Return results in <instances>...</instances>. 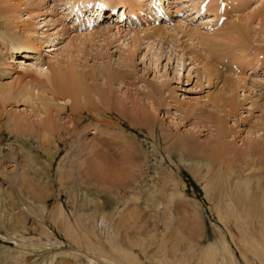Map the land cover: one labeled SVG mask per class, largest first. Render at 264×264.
Returning <instances> with one entry per match:
<instances>
[{
  "label": "rangeland",
  "instance_id": "obj_1",
  "mask_svg": "<svg viewBox=\"0 0 264 264\" xmlns=\"http://www.w3.org/2000/svg\"><path fill=\"white\" fill-rule=\"evenodd\" d=\"M29 1L34 14H42L31 23L44 33L43 52L30 58L29 48L17 47L26 41L19 33L7 40L0 10V57L13 71L0 75V85L31 92L53 108L48 119L20 97L5 104L0 95V264H264V157L253 146L264 144V0H218L208 8L204 0V12H197L200 0H163L169 21L159 25L168 39L146 37L143 25L69 19L73 4L107 0ZM233 22L248 29L242 41L227 31ZM119 26L124 36L116 33ZM134 26L141 35L128 37L124 30ZM56 42L59 50L50 53ZM125 59L130 76L124 82L135 86L96 77L118 70ZM57 61L95 75L109 104L119 102L121 116L111 109L101 115L99 102L89 105L91 118L72 133L70 108L59 112L62 103L43 84L46 67ZM206 62L220 78H205ZM18 73L37 82L21 81ZM149 89L166 104L148 99ZM210 93L221 104L237 99L236 113L224 119L232 131L223 140L226 159L215 162L207 157L217 144Z\"/></svg>",
  "mask_w": 264,
  "mask_h": 264
},
{
  "label": "bare ground",
  "instance_id": "obj_2",
  "mask_svg": "<svg viewBox=\"0 0 264 264\" xmlns=\"http://www.w3.org/2000/svg\"><path fill=\"white\" fill-rule=\"evenodd\" d=\"M138 1H140V0H138ZM164 1L163 0H153L152 1L153 3L152 2L150 3L149 0H148V4H149L148 7H149V9H145L144 6L147 5L146 4L147 2L145 1L146 2L145 3L144 0L142 2H140V3L136 2V1L134 2L132 0H123V1H119V0H107L106 1L107 3L106 2H103V3H106V4H103L102 3L104 6H102V8L97 11V13L93 14L94 21H95V23L99 24L101 19L103 21L105 19H108L109 20V18H110L111 22H113V21L116 22L117 21V23H119V25L122 26V27L123 26L126 27V25H128V24H130V26H132V25H143L142 26L143 27L142 28V32L144 33V35L146 37H148V38H150V37H159V38H162L163 37V39L164 38L168 39L170 36L168 35V31L166 32L164 30V27L165 26L163 25L164 26L163 27V26L159 25V24H166V23H168V22L161 23L163 20L166 21V18H169V15L166 14V12L164 10V7H163L164 6L163 5ZM203 1L204 0H200V2L198 3L199 4L198 5V8L200 6H202V2ZM211 1L212 0H209V3L208 4H213L214 3L213 5H215L217 3L216 1H218V0H215V2H214V0H213V2H211ZM98 3H95L94 5H92L93 6V9H96L97 7L100 8V3L99 4ZM115 3L124 4L126 6H130V9L127 11V9H124V8L121 9L122 7L117 8V5ZM87 5H90V4H87ZM95 5H96V8H94ZM206 7H207V5H206ZM208 7H210V6H208ZM213 7H211L210 9H212ZM115 9L116 10H119L118 11V14L120 15L119 17H116V19L113 17V14H111ZM132 9L133 10H137V13L134 12ZM203 9L201 7V8L198 9L199 11H197V12H200V11L201 12H204L205 10H203ZM210 9H208V10H210ZM0 10H1V12H3V17L5 18L4 20H6V22H4V23H6L5 25L7 26L6 27V30H5L7 40H9L11 36H14V35H16V34L19 33L22 38L23 37L26 38V41L25 42L20 41L18 43V45H17L18 48H20V47H27V48H29V51L31 52L30 54H34V57H32L33 55L32 56H29L32 59H36L35 55L42 54L43 47H41L42 44L39 45V43H41L40 41L42 40V38L44 36V33L41 32L42 35L37 34V31H35L32 28V25L33 24L31 23V21H33V23H34V20H37L38 18H40L42 14L41 15L34 14V11L35 10H34V4H33V2L32 1L30 2L29 0H0ZM23 11H24L25 14L23 13ZM107 11L108 12L111 11L110 14ZM158 11H161L162 14L161 15H158ZM211 11L213 12V10H211ZM228 12L229 11L227 10V12H226V16L227 17L226 16H223L226 19H228ZM71 13H72V10H70V13H68V15H71ZM215 14L213 13V14H210V15H215ZM4 15H7V17H5ZM149 15H151L150 17L153 20H149L148 19L149 18ZM216 15L218 16L219 14L217 13ZM78 16H77V18H78ZM106 16L108 18H106ZM229 17H230V15H229ZM262 17L263 18H261V19H264V15ZM21 19H22V21H21V23L19 25L17 21H19ZM218 19L220 20V17L219 16H218ZM40 20L36 24L41 23ZM142 20H143V22L145 21L144 24H143ZM212 20H214V19H212ZM119 21H123V22L120 24ZM157 21H158V24L156 26L155 24H156ZM211 22H209V23H211ZM217 22L215 21L216 24H217ZM139 23H141V24H139ZM151 24H153L154 26H151L150 28H145L144 29V25H146L147 27H149V25H151ZM1 25H3V24H1ZM120 26L117 27V32L116 33L118 34V36L121 34L120 30L122 29V27H120ZM43 27H45V25ZM135 28L136 27L134 26L132 29H128V30H124V31L125 32L127 31L128 37H129V35H132V34H135V33L141 35V32H139L138 29L136 30ZM39 29H40V27H39ZM227 31L230 33L231 38L233 40L236 41V40L239 39L240 41H242L246 37V33H247L246 31H248V29L247 28H244V27H241V26H238L236 22H233L232 23V27L229 28ZM227 31L225 33H227ZM96 33H98V32H95L92 35L97 36ZM34 34H36V36ZM1 35H0V38H1ZM122 35L124 36L123 33H122ZM122 35H120L119 37H121ZM127 35H125V37H127ZM145 36H144V38H146ZM135 37H133V38H135ZM136 38L138 39L139 37H136ZM173 38L174 37H172V39ZM13 39H16V41L17 40L19 41L20 40V37L12 38L11 40H13ZM11 40H10L9 43L12 42ZM138 40H137V42H138ZM133 42H135V41H133ZM9 43L7 45H9ZM58 43L56 42V44L53 45L52 49L49 50L50 53L52 51L56 52V51L59 50ZM201 44L204 45V42L201 43ZM11 46H8V47H11ZM124 46H127V45H124ZM208 48H210L211 50H214V48H212V47H209L208 46ZM234 48H235V46H234ZM127 51L130 52L131 51V48H129V50H127ZM214 51H215V53H218L216 50H214ZM237 51H239L237 54H239V53L241 54V52L243 50H242V48H240L238 46L237 49L235 48V53ZM22 55H23V58H26V57H28L29 52H24ZM255 56H257V55H255ZM218 58H225L226 59L225 55H219ZM255 60H256V58H255ZM233 63L234 62H232V64ZM55 64H56V66H54L53 64H51L50 66L48 65L46 67V68H48V69H46V70H48L46 72V73H48V75L46 76L47 79H46V81L43 82V84H45V88L46 89H49V91H51L52 100L54 102H61L62 103V104H60L61 106H58L59 107V112L60 111L61 112L67 111V109L70 108V111L72 113V116H73V119H74V122H75L74 126L71 129L72 133H75L77 131L79 132V130L81 128V125L84 123V121L86 120V118H91V111L94 110V109L89 108V105H92V104H95L96 105L99 102V103H101V107H96L95 109H97V110L98 109H102L101 111L99 110L100 113H101V115H104V113L107 112V110L109 111V109H111V110L116 111L117 114H120V116H121V112L119 110H117V109H120L119 108V102L118 101L117 102L114 101V104L112 103L113 105H110L109 104V101L106 100L107 98L104 95L102 96V94L104 92V89H102L99 86L95 85L96 84V79H94L95 75H93V74H91L89 72H86L83 69H80L78 67H77V69H73V67H72L73 64L72 65L67 64V66H63V67H62V65H63V62L62 61H57V62H55ZM250 64H252V63H250ZM4 65H6V68L3 67ZM42 65L43 64H41V66H40L41 69H44L45 70V68H42V67H44ZM234 65H235V63L233 64V66ZM11 66H12L11 64L6 63L0 57V75H2L3 73L10 75V73L13 72L11 70V68H10ZM252 66L253 65H251V67ZM118 67L120 69L118 68V70H113V71L110 70L108 72V75H106L104 72H101L96 77H98L99 79H102L106 83L107 82H110V83L119 82L120 84H123V85H126V86L133 85V84H130L129 82H127V81H126V83L124 82L125 79H127L130 76V72H129L130 70H128V68H130V64L128 63V60L125 59L122 62V64L119 65ZM254 67H256V66H254ZM121 68H126V69L125 70H121ZM236 68L238 69L237 66H236ZM258 68H259V66H258ZM203 72L205 73L204 76H205V78L208 81H211L212 78H220L221 75H222L221 72H220V70L218 68H216V65H214L213 63H209V62H206L205 69H204ZM36 74H38V73H36ZM42 74H45V73H42ZM45 75H42V76H45ZM17 76H19L20 79L21 78L23 79V77L24 78L25 77H30V79L31 80L33 79L34 81L37 79V78L35 79V76H33V74L32 75H29V74L22 75V74L18 73ZM235 78L237 80H240V81L243 80L241 77H239V75H237V77H235ZM22 79H21V81H24V79L23 80ZM35 82H37V80ZM133 86H135V85H133ZM105 91H108V90L105 89ZM146 92L147 93L145 94V96L148 99H150V100H152L154 102H157L159 104V106H162V105L166 104V101H162L161 100V99H163L162 98L163 97V94H160L161 95L160 96L161 99L160 98L158 99V94L160 92H158L157 90L155 91L153 89H149ZM0 95H3L4 96V99L2 100L3 101L2 103H5V104H6V102L7 103L8 102H11L15 97H20V99H23L24 102L28 103L32 107H36L37 109L40 110V112H42L44 114H47L48 115V119H51V117L49 115H50V111L52 110L53 106H51L49 104V102H46L45 99L44 100L43 99H39L40 100L39 102L38 101H35L33 95L31 94V92L28 93L27 91H24L23 90L22 92H20V94H18L17 91L15 89H13V86L8 87V86H2V85H0ZM109 98H111V97L109 96ZM83 101H84V103H83ZM103 101H107V102L104 104ZM206 101H207L208 105H215L216 106V112H217L216 113L217 114V116H216V123H215V126H214L215 127V133H216L214 138H215V140H216L215 142L217 144L212 148V152L213 153H210L207 156L210 161L215 162V161L220 160L221 158L226 159L224 157V155H223L224 152H225V150H224L225 145L223 144V140L227 136V134H231L232 131L231 130H230V132L228 131V129L226 128V125H224L225 124V120L224 119H225V116L226 115L228 117H230V116H232L233 114L236 113V110H237L236 109L237 108V99L234 97V98H231L228 102L226 101V102H224V103L221 104V99L220 98H217V97H214L213 94L210 93L209 96H208V99ZM102 105H106V107L105 106H102ZM136 106L138 107V109H141V108H139V105H136ZM170 107L177 108L175 105H171V106H169L167 108L168 109H172ZM151 108H152V106H151ZM134 109H136V108L134 107ZM146 109H148V108H146ZM177 109H179V108H177ZM219 113H223L224 114V117H220L219 116ZM196 119H199V121H200L203 118L200 117V116H198ZM98 122H101V121L98 120ZM90 125H91V123L88 124V126H90ZM47 129H48V125H47V127L45 125L44 126L45 132H47ZM260 129H262L261 130V131H263L262 136L264 137V122H263V126L262 127L260 126ZM253 146H254L255 149H257L256 151H258V153H255V154L264 157V144H260L258 141H254ZM216 149H217L218 152H220V157H218V154L219 153L218 154L216 153V151H215ZM254 151L255 150L253 149L252 152H254ZM93 156L95 157V159H97V157L95 155H93ZM93 160H94V158H93ZM228 161H230V160H228ZM98 168H102V167L101 166H98ZM231 168H232L233 171H235V169H233V167H231ZM62 216H63V211L60 209L59 212H58V217H62ZM234 216H235V218H234L235 220H237V221H241L242 220L241 217L238 216L237 213L234 214ZM223 246L225 248H227L225 243L223 244ZM249 247H250L251 250H253L255 252H259L260 251V249L258 248V246H255L253 244H250L249 243Z\"/></svg>",
  "mask_w": 264,
  "mask_h": 264
}]
</instances>
